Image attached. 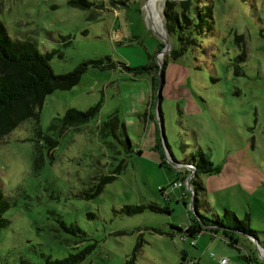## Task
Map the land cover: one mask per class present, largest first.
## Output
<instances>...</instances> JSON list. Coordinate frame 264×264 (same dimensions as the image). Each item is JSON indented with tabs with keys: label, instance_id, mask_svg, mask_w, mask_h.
<instances>
[{
	"label": "rangeland",
	"instance_id": "rangeland-1",
	"mask_svg": "<svg viewBox=\"0 0 264 264\" xmlns=\"http://www.w3.org/2000/svg\"><path fill=\"white\" fill-rule=\"evenodd\" d=\"M87 1L0 0L7 34L51 52L54 72L102 58L70 87L45 94L42 129L67 107L98 103V110L87 123L66 129L38 174L30 170V119L0 137V190L9 203L0 224V264H62L68 254L82 255L68 264H195L190 262L197 258L212 264L211 252L243 262L219 234L196 235L194 248L178 230L169 233L171 223L182 225L194 214L189 178L184 181L194 168L172 158L182 162L198 152L216 169L199 173L195 204L209 217L223 207L239 218L247 213L257 237L247 244L264 259V0H199L210 6V27L176 57L167 49L158 53L165 42L154 21L163 0ZM163 34L175 47V34ZM164 56L162 133L154 134L153 125L143 127L137 115L146 107L153 69L133 74L124 66L158 65ZM112 110L123 120L133 151L114 178L84 197L93 177L108 173L122 156L102 146L95 132V123ZM177 175L181 185L172 188ZM125 205L140 208L126 211ZM205 234L221 245L204 244ZM181 248L194 257L183 259Z\"/></svg>",
	"mask_w": 264,
	"mask_h": 264
},
{
	"label": "trees",
	"instance_id": "trees-1",
	"mask_svg": "<svg viewBox=\"0 0 264 264\" xmlns=\"http://www.w3.org/2000/svg\"><path fill=\"white\" fill-rule=\"evenodd\" d=\"M67 1L72 5L79 6L91 4L87 0ZM199 4H201L199 0H163L161 5L162 27L166 34L174 33L177 40L175 47L167 49L168 55L171 57L183 53L187 46L196 45L198 36L209 29L211 22L210 6L201 4L204 7L202 9ZM162 46L163 44L159 43L158 49L160 50ZM50 54L51 52H40L28 38L10 37L0 22V137L8 133L22 120L30 119L32 133L30 170L34 174H38L44 164L50 161L51 151L66 129L87 123L94 118L98 110V103L91 104L84 109L67 107L61 116L51 117L46 129L41 128L39 109L45 94L55 88H68L73 85L88 64L102 63V58L81 60L69 70L54 72L49 63ZM105 60H108V57ZM164 64L165 56L158 65L154 63L133 67L124 66L133 74L150 73V69H153L152 73L149 74L150 95L146 100V107L137 115L142 119L147 115L152 116L153 107H155L158 116L156 131L160 133H162V119L159 99L155 102V89L158 80L161 84L163 83ZM95 132L102 146L113 152L121 153L122 156L108 173H100L93 177L92 180L94 181H91L88 192H84V197L95 195L106 182L114 178L115 173L123 166L125 156L133 151L132 141L125 131V124L116 110L110 111L104 118L95 123ZM155 141L161 151L159 138L156 137ZM163 142L165 144V141ZM139 151V149L136 150V152ZM172 159L179 164L194 168L193 171L191 168L186 170L188 173H192L187 182V186H189L187 189L191 192L189 206L194 214L191 218L189 217L186 225L179 226L171 223L170 226L173 229L169 233L173 234L174 230H178L180 237L185 239L194 236L201 230L220 232L227 239V243L237 250L239 248L236 246V242L240 235L247 238H257L255 237L256 230L249 225L247 213L239 218L232 210L223 207L220 214L215 212L213 217H209L204 215L207 213L202 212L198 204H195L194 201L200 189L198 184L200 182L199 173L216 169L202 153L192 154L182 162ZM186 171L185 173H187ZM190 182H193L194 186H191ZM163 188L164 186H158L157 189L161 191ZM8 204L0 190V224L3 221L2 213ZM152 206L155 207V205ZM204 207L203 205V209L206 210ZM123 208L126 211H131L140 208V206L125 205ZM164 208L169 210L167 206ZM244 256L246 257V255ZM81 257L82 255L68 254V256L60 259L59 263H76ZM247 259L250 260L248 256Z\"/></svg>",
	"mask_w": 264,
	"mask_h": 264
},
{
	"label": "crops",
	"instance_id": "crops-1",
	"mask_svg": "<svg viewBox=\"0 0 264 264\" xmlns=\"http://www.w3.org/2000/svg\"><path fill=\"white\" fill-rule=\"evenodd\" d=\"M147 98H149V95H148V97ZM157 114V113H156ZM156 114H155V112L153 113V115L152 116H150V115H147L143 120H142V125H143V127H145V125L147 126V125H149V123H151L152 125H153V128H152V131H153V133L155 134V132H156V126H157V124H158V122L156 121H154L153 120V116H155L156 117ZM157 118V117H156ZM162 119V118H161ZM178 174H179V172H178ZM176 177H178V175L177 176H175L174 177V179L176 178ZM181 191V190H180ZM188 223V220L184 223V224H175V223H173V224H175V225H179V226H183V225H186ZM205 232H209L210 234H219V235H221V233L220 232H211V231H208V230H201L200 232H198V233H196L194 236H192V237H186L185 239H183L185 242L186 241H188V243L192 246V247H196V241H195V236L196 235H198V234H200V233H205ZM221 238H222V240H224V242L226 243V244H228L227 243V239L224 237V236H222L221 235ZM247 237H245V236H243V235H240L239 237H238V239H237V242H236V246L239 248L238 250L234 247V246H232V245H229V246H232L233 248H235L236 250H237V256H239L240 258H242L243 259V262H238V261H232L231 263H229V259L228 258H226L227 260L225 261V262H223V263H219L218 262V258L219 257H225L224 256V254H222L221 252H217L218 253V257H216V256H214V254L212 253V254H210L212 257V259H213V262H212V264H264V259H261L260 257H258L257 255H255V256H253L252 254V252H251V245L250 244H247V243H249V241H247ZM191 240V241H190ZM241 241H244L245 242V244H243ZM191 242H193V243H191ZM213 242H214V238H211V237H208L207 236V234H205V240H204V244H206V245H212L213 244ZM221 245V243H219V242H217L216 244H213V246H220ZM189 246V245H188ZM241 247H242V250H240L241 249ZM180 252H181V257L183 258V259H185L186 257H189V259L190 258H193L194 256V254H193V251L191 252V251H187L185 248L183 249V248H181L180 249ZM244 255H246V257L244 256ZM214 256V257H213ZM247 256L250 258V260H248L247 259ZM198 259V258H197ZM196 259V260H197ZM191 260V259H190ZM194 260V259H192V261L191 262H194L195 264H198V262H199V260ZM196 261V262H195Z\"/></svg>",
	"mask_w": 264,
	"mask_h": 264
},
{
	"label": "water",
	"instance_id": "water-1",
	"mask_svg": "<svg viewBox=\"0 0 264 264\" xmlns=\"http://www.w3.org/2000/svg\"><path fill=\"white\" fill-rule=\"evenodd\" d=\"M161 20H162V13H161V16H160V27H161V29H163V31H164V28L162 27V22H161ZM158 32V31H157ZM159 33V36L164 40V42H165V45H163L162 46V48L158 51V53H162V51H164L165 49H168L169 48V45L167 44V42H166V40H165V36H164V34L163 33H160V32H158ZM161 82L158 80L157 81V85H156V89H155V102L159 99L158 98V95H160V89H161ZM159 103V102H158ZM155 114H156V108H155ZM156 119H157V121H158V116H157V114H156ZM159 127H160V122H159ZM259 248V246L257 245V249ZM261 256V255H260ZM262 257H264V255H262Z\"/></svg>",
	"mask_w": 264,
	"mask_h": 264
},
{
	"label": "built area",
	"instance_id": "built-area-1",
	"mask_svg": "<svg viewBox=\"0 0 264 264\" xmlns=\"http://www.w3.org/2000/svg\"><path fill=\"white\" fill-rule=\"evenodd\" d=\"M192 175V173L190 172L189 173V175H187L186 177H185V184H187L186 182H187V179L190 177ZM181 185V182H180V179L178 180V179H176V180H173V181H171L170 183H169V186L170 187H174V186H180ZM210 254H212V253H210ZM227 259H226V257H219L218 258V262L219 263H223V262H225ZM192 261V260H191ZM190 263H192V262H190Z\"/></svg>",
	"mask_w": 264,
	"mask_h": 264
},
{
	"label": "bare ground",
	"instance_id": "bare-ground-1",
	"mask_svg": "<svg viewBox=\"0 0 264 264\" xmlns=\"http://www.w3.org/2000/svg\"><path fill=\"white\" fill-rule=\"evenodd\" d=\"M154 23H155V27L160 31V32H162L163 33V29H161V27H160V20H159V17H155V21H154ZM264 253V252H263Z\"/></svg>",
	"mask_w": 264,
	"mask_h": 264
}]
</instances>
